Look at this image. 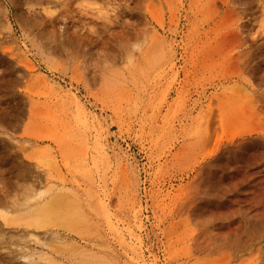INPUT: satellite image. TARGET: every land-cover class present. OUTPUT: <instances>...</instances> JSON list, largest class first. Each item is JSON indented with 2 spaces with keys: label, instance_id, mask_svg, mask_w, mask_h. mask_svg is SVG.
Wrapping results in <instances>:
<instances>
[{
  "label": "rangeland",
  "instance_id": "obj_1",
  "mask_svg": "<svg viewBox=\"0 0 264 264\" xmlns=\"http://www.w3.org/2000/svg\"><path fill=\"white\" fill-rule=\"evenodd\" d=\"M20 1L0 0V264H264V0ZM71 195L83 224L35 223Z\"/></svg>",
  "mask_w": 264,
  "mask_h": 264
},
{
  "label": "bare ground",
  "instance_id": "obj_2",
  "mask_svg": "<svg viewBox=\"0 0 264 264\" xmlns=\"http://www.w3.org/2000/svg\"><path fill=\"white\" fill-rule=\"evenodd\" d=\"M18 1L21 2L20 0H18ZM110 9H112V8H110ZM114 9L115 8L113 7V9L111 11H106L105 15L113 14V12L116 10V9L115 10ZM263 10H264V8H263ZM35 77H38L40 80H42V82L46 83L47 85L50 83V81L46 80V78L43 77L40 73H36ZM81 111H84L83 108H81ZM71 198L72 199L69 200L68 202H64V200L62 198H60L58 196H55V198H54V196H53L52 200H54V201L51 204H43V205H41V207L38 210L37 216H36L37 218H35V220H34L35 223H37V224H40V223H42V224H50V223L54 224L53 221H56V222H58L59 225L64 224L63 220L59 221L58 218L55 217V212L52 213V216L50 217V215H51L50 212H52L54 210L55 211L57 210V212L59 213V216L60 215H65L66 217H69V218L75 220V222L83 224L85 222V218L83 216V212H82L81 208L79 206H77V203H78L77 200H76L77 196L76 195H71ZM67 204H71V206H67ZM65 227H67L69 229H72L73 226H70V225H68L66 223ZM118 240H119L121 245H123L125 243L123 238H121V237L118 238ZM58 242H59V240H58ZM52 244H53V242H52ZM54 244H56V243H54ZM128 247L131 248V246H128ZM133 251L135 253V249L134 248H133ZM84 259L87 260V262L89 264H104L102 258H97V257L93 258V257L88 256L87 258H84ZM112 259L113 260L115 259L114 255H113ZM142 262L143 261L141 260V258L137 257V258L133 259V262L130 261L127 264H145V263H142Z\"/></svg>",
  "mask_w": 264,
  "mask_h": 264
}]
</instances>
